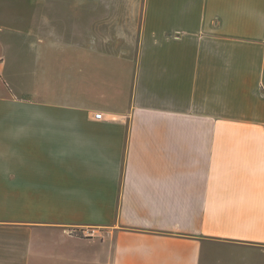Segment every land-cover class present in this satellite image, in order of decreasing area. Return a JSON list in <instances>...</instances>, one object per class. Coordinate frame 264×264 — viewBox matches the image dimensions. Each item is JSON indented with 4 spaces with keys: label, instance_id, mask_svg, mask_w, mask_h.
I'll return each instance as SVG.
<instances>
[{
    "label": "crops",
    "instance_id": "crops-1",
    "mask_svg": "<svg viewBox=\"0 0 264 264\" xmlns=\"http://www.w3.org/2000/svg\"><path fill=\"white\" fill-rule=\"evenodd\" d=\"M0 264H264V0H0Z\"/></svg>",
    "mask_w": 264,
    "mask_h": 264
},
{
    "label": "rangeland",
    "instance_id": "rangeland-1",
    "mask_svg": "<svg viewBox=\"0 0 264 264\" xmlns=\"http://www.w3.org/2000/svg\"><path fill=\"white\" fill-rule=\"evenodd\" d=\"M34 1H35V0H34ZM251 260H253L255 263H257V262H261V261H262V259L258 258L257 256H255L254 259H251ZM254 262H253V263H254Z\"/></svg>",
    "mask_w": 264,
    "mask_h": 264
},
{
    "label": "built area",
    "instance_id": "built-area-1",
    "mask_svg": "<svg viewBox=\"0 0 264 264\" xmlns=\"http://www.w3.org/2000/svg\"><path fill=\"white\" fill-rule=\"evenodd\" d=\"M95 116H96V117H101L102 114H101L100 112H98V113L95 114Z\"/></svg>",
    "mask_w": 264,
    "mask_h": 264
}]
</instances>
